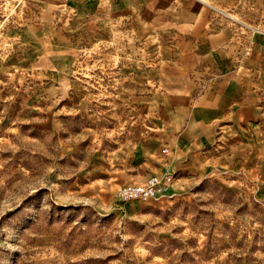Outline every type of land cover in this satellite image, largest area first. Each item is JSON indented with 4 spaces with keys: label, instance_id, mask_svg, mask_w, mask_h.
Returning a JSON list of instances; mask_svg holds the SVG:
<instances>
[{
    "label": "rangeland",
    "instance_id": "374dc122",
    "mask_svg": "<svg viewBox=\"0 0 264 264\" xmlns=\"http://www.w3.org/2000/svg\"><path fill=\"white\" fill-rule=\"evenodd\" d=\"M60 2L0 0V264H264L263 183L181 168L172 146L164 163L160 139L120 130L97 58L76 73L95 85L73 90L64 52L49 54L65 45L41 35ZM166 170L171 194L118 198Z\"/></svg>",
    "mask_w": 264,
    "mask_h": 264
},
{
    "label": "crops",
    "instance_id": "0c3cea01",
    "mask_svg": "<svg viewBox=\"0 0 264 264\" xmlns=\"http://www.w3.org/2000/svg\"><path fill=\"white\" fill-rule=\"evenodd\" d=\"M56 6L65 14L46 13L41 35L65 45L49 54L64 52L73 90L92 89V73L89 79L76 73L80 58L89 67L97 58V83L115 92L107 103L120 130L129 122L136 125L132 137L160 139L170 150L164 163L172 146L181 168L225 166L264 188V0Z\"/></svg>",
    "mask_w": 264,
    "mask_h": 264
},
{
    "label": "built area",
    "instance_id": "2783aa9c",
    "mask_svg": "<svg viewBox=\"0 0 264 264\" xmlns=\"http://www.w3.org/2000/svg\"><path fill=\"white\" fill-rule=\"evenodd\" d=\"M163 152L169 154V147H164ZM175 181V172L166 170L163 174L155 173L147 177L142 183L121 186L118 190V198L122 201L148 200L165 195L173 188Z\"/></svg>",
    "mask_w": 264,
    "mask_h": 264
},
{
    "label": "bare ground",
    "instance_id": "6f19581e",
    "mask_svg": "<svg viewBox=\"0 0 264 264\" xmlns=\"http://www.w3.org/2000/svg\"><path fill=\"white\" fill-rule=\"evenodd\" d=\"M172 189H173V188H172ZM172 189H171V190H172ZM171 190H170L169 192H171ZM169 192H168V193H169ZM168 193H166V194H168ZM166 194H165V195H166ZM169 194H171V193H169Z\"/></svg>",
    "mask_w": 264,
    "mask_h": 264
}]
</instances>
